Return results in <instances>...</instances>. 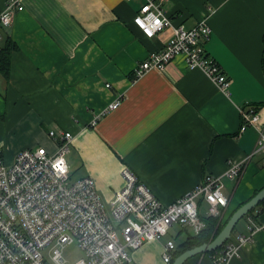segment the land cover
Instances as JSON below:
<instances>
[{
  "label": "crops",
  "instance_id": "crops-1",
  "mask_svg": "<svg viewBox=\"0 0 264 264\" xmlns=\"http://www.w3.org/2000/svg\"><path fill=\"white\" fill-rule=\"evenodd\" d=\"M6 1L0 0V11ZM142 4L24 0L11 27L0 30V54L7 40L15 45L8 77L0 72L2 158L10 164L19 152L38 147L52 154L61 142L49 132L70 133L65 159L71 180L91 177L105 204L122 187L124 166L163 205L207 175L218 176L228 203L214 218L223 223L264 188L257 132L239 131L241 108H263L264 119V0H164L161 5L173 24L187 30L206 19L211 36L205 48L230 79L228 95L201 70L187 68L182 55L163 72L151 70L134 79L137 65L162 49L171 34L142 36L133 24ZM116 100L120 106L91 125ZM248 155L252 158L244 162L240 177L224 176L233 162ZM261 203L235 226L231 239L250 236L251 225L257 229L242 257L228 264H264ZM198 205L200 216L209 217L202 198ZM170 232L167 240L176 250L194 236L188 227L173 226ZM161 240L132 252V264H172L176 256L170 263L162 260L167 240ZM184 264L213 262L206 253Z\"/></svg>",
  "mask_w": 264,
  "mask_h": 264
},
{
  "label": "built area",
  "instance_id": "built-area-1",
  "mask_svg": "<svg viewBox=\"0 0 264 264\" xmlns=\"http://www.w3.org/2000/svg\"><path fill=\"white\" fill-rule=\"evenodd\" d=\"M130 1V0H127ZM24 0H7L0 11V30L11 27L15 15L24 10ZM164 0H143L133 24L146 39L170 30V38L162 49L149 53L137 65L134 79L147 72H163L172 60L182 55L189 69H199L223 93L228 95L230 79L206 51L211 29L200 19L192 29L173 24L162 8ZM0 34V45L2 41ZM109 85H106L108 87ZM116 100L98 115L117 109ZM263 108L239 110V131L253 128L258 135L256 152L264 153ZM50 137L59 139L56 151L45 148L24 149L12 163H5L0 151V264H132L131 253L147 243L167 237L171 227H188L197 236L206 227L200 218L199 200L206 203V214L218 217L228 199L223 194L221 177L207 175L190 192L169 205H163L127 167H123L122 187L107 206L98 194L91 177L71 180L65 154L71 134L54 131ZM233 162L224 174L237 179L244 162ZM248 227L250 236H238L209 254L213 264H228L241 258L243 248L257 228ZM75 244L82 258L69 263L64 250ZM176 250L173 240L163 246L162 260L170 263Z\"/></svg>",
  "mask_w": 264,
  "mask_h": 264
},
{
  "label": "water",
  "instance_id": "water-1",
  "mask_svg": "<svg viewBox=\"0 0 264 264\" xmlns=\"http://www.w3.org/2000/svg\"><path fill=\"white\" fill-rule=\"evenodd\" d=\"M264 200V188L258 191L249 201L237 208L226 221L224 227L219 234L209 243L187 249L177 255L172 264H184L187 260L206 253L215 251L223 246L229 239L235 226L243 219L249 212L258 206Z\"/></svg>",
  "mask_w": 264,
  "mask_h": 264
},
{
  "label": "trees",
  "instance_id": "trees-1",
  "mask_svg": "<svg viewBox=\"0 0 264 264\" xmlns=\"http://www.w3.org/2000/svg\"><path fill=\"white\" fill-rule=\"evenodd\" d=\"M14 47L15 45H12L11 42L7 40L0 54V72L6 78L8 77L10 72V57L12 48ZM262 203H264V201ZM200 217L204 221L206 227L201 231L199 235L188 237V239L182 244V246L178 247V249L174 252L173 257L179 255L187 249H191L196 246L211 242L219 234V232L224 227L226 221L228 220L226 219L225 222L221 223L218 219L211 216ZM214 252L215 251H212L207 254H213Z\"/></svg>",
  "mask_w": 264,
  "mask_h": 264
},
{
  "label": "rangeland",
  "instance_id": "rangeland-1",
  "mask_svg": "<svg viewBox=\"0 0 264 264\" xmlns=\"http://www.w3.org/2000/svg\"><path fill=\"white\" fill-rule=\"evenodd\" d=\"M67 159L70 160L69 157H67ZM74 175H75V174H74ZM74 175H73V176H74ZM104 206L106 207L107 204L104 203ZM243 223H244V221L241 220V221L237 224L236 228L240 227ZM175 231H176V228H173V229L171 230V232H170V234H169L168 237L170 238V235H172V233L175 232ZM166 240H167V237L164 238V239H162L161 242H165ZM179 242H181V239L177 241V243H179ZM63 256L67 259V261H69V263H72V262H75V261H77L78 259L82 258L83 253L80 251V249H79L75 244H73V245H71V246H68V247L64 250V252H63Z\"/></svg>",
  "mask_w": 264,
  "mask_h": 264
}]
</instances>
